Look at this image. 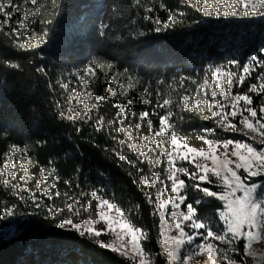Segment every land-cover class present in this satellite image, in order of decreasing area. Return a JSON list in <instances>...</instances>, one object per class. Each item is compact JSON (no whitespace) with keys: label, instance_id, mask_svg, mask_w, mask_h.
I'll use <instances>...</instances> for the list:
<instances>
[{"label":"trees","instance_id":"16d2710c","mask_svg":"<svg viewBox=\"0 0 264 264\" xmlns=\"http://www.w3.org/2000/svg\"><path fill=\"white\" fill-rule=\"evenodd\" d=\"M39 2L44 7L41 13L34 14L30 34L43 32L41 21L55 17L59 0ZM13 4L19 5L20 11L13 15L10 24L18 27L17 21L32 6L30 0H13ZM201 5L202 0L201 3L197 0H65L62 17L48 25V42L37 49H20L18 44L36 41L25 35L16 37L12 27L0 29V83L7 85L6 89L0 88V167H5L15 145L18 152L10 165L17 172L13 183L31 189L44 205L36 209L31 199L28 202L19 199L20 195L29 197L30 193L5 186L0 174V223L10 226L13 223L6 228L9 234L0 238V264H131L118 253L102 249L74 231L57 227L60 220L69 217L75 223L85 217H97L96 201L90 195H81L93 190L127 213V218L143 230V245L156 264H167L155 208L156 186L139 184L141 176L153 180L157 171L164 172L161 164L148 163L149 157L154 160L152 153L141 160L128 147V144L138 146L144 136L151 135L147 120L141 121L139 113L145 110L151 113L158 90L164 94L161 103L163 99L175 100L184 94L210 101L215 84L211 71L228 65L232 59L242 64L261 46L260 38L264 34V25L251 20L213 22L197 10ZM103 13L120 19H114L109 38L101 42L95 25ZM145 15L151 19L145 20ZM169 15L176 18L175 26L156 32L158 26L163 28L156 21H167ZM82 16H86L79 27L82 34L69 37L66 27ZM0 22H3L2 13ZM125 24L131 27L125 29ZM240 36L244 39L238 44L236 37ZM93 57L96 58L92 65L94 77L83 71ZM12 64L18 67L13 68ZM41 67L44 72H37ZM205 68H209L207 73ZM181 77H185L183 84ZM160 80L164 83L158 87ZM237 91L245 89L234 88L231 95ZM112 92L117 95L113 97ZM98 95L107 99L97 103ZM76 96H82L90 104L87 116L75 123L62 120L60 112L67 116L85 111ZM216 99L227 102L219 95ZM129 102L128 118L121 124L116 113ZM203 114L210 112L205 109ZM152 119L158 128V118ZM173 122L175 130L190 137L195 147H206L196 138L202 129L216 127L213 121L203 120L199 111L176 109ZM137 123L141 124L139 131L135 130ZM121 127L131 131L134 138L128 140L125 133L116 131ZM209 138L223 140L228 135L216 127V133ZM121 140L125 144L121 145ZM119 155H125L133 163L121 161ZM21 158L28 165L26 170L21 167ZM41 170L45 177L39 175ZM20 176L29 178L26 184ZM56 177L59 180L51 190L53 198L41 195L37 181L47 188ZM188 195L189 202L201 198L191 189ZM150 198L153 203H149ZM89 201L90 210L76 215L67 207L73 204L75 209H80ZM6 207L14 208V212L6 214ZM50 207L63 211L53 217L47 211ZM219 207L220 203L213 199L198 209L199 217L211 223L214 231L223 230L216 215ZM240 248L242 251L243 244Z\"/></svg>","mask_w":264,"mask_h":264},{"label":"snow or ice","instance_id":"6c2138e0","mask_svg":"<svg viewBox=\"0 0 264 264\" xmlns=\"http://www.w3.org/2000/svg\"><path fill=\"white\" fill-rule=\"evenodd\" d=\"M56 3V0H53ZM65 0H59L56 4L57 11L53 19L42 20L44 30L41 34H30L29 29L35 23L34 14L42 11L43 5L39 0H30L31 9L26 11L24 16L17 21L18 27L11 25L10 21L13 15L20 11V6L13 4V0H0V13L3 14V22H0V29L5 26L12 27L16 37L22 35L29 36L30 40L36 43L18 44L20 49H37L48 42L50 30L48 25L59 19L64 14L63 7ZM201 3V0H197ZM203 6L198 8L205 18L220 17H239V18H259L264 21V0H224L222 4H216L215 10L211 0H202ZM115 11V9H112ZM86 16L79 18L66 27V34L70 37L74 34H82L79 31L80 25L83 24ZM120 17L109 16L103 13L99 16V22L95 25L97 28V36L101 42L109 38L112 24ZM145 20H150V15L144 16ZM176 18L169 15L167 21H156L158 25L156 32L166 30L168 27H174ZM130 24H125L124 28H130ZM244 37H236L237 43H242ZM261 47L257 54H253L248 58V62L244 63L239 74L232 71H223V65L216 67L211 71V77L215 81L211 90V101H202L201 99L190 97L187 94L179 96L177 99L166 98L160 102L163 93L157 91V103L153 106L151 113L147 110L139 113L140 120H147L150 136L143 137V144H154L155 148H149V152L159 149V154L155 160L150 157L148 163L159 165L162 163L161 157L166 158L168 167L165 169L169 175L166 180L160 181L157 178L152 180L141 176L139 184L152 187L156 186V208L159 212V219L163 224L161 235L162 250L164 256L168 260V264H188L189 259L193 255L207 253L212 260V264H248L249 258L259 260L251 248L253 241L259 242L264 239V182L257 184L252 183L254 178H261L264 181V71L255 76L258 83H252L248 86L247 91H237L235 95H231L234 88L242 87L246 80L252 77L257 69H264V59H260V54H264V34L261 35ZM95 57L88 61V65L83 71L86 75L95 76V70L92 67ZM240 67L238 60L232 59L228 61V67ZM13 68L18 67L16 64L11 65ZM127 71V69H125ZM205 73L209 68H205ZM37 72H44V68H38ZM226 76L225 82L221 77ZM185 77H181V83ZM71 82V81H69ZM164 81L160 80L159 84ZM67 88V85H63ZM111 87V85H109ZM0 88H7V85L0 83ZM219 90V91H217ZM147 92L148 90L145 89ZM207 92V90H206ZM151 95V93H148ZM261 97L259 107L253 106V95ZM92 94L89 93V96ZM116 92H112L115 97ZM225 97L227 102L218 101L217 96ZM81 104L84 105V112L77 111L74 115L65 116L64 112H60V118L67 119L75 123L77 120H84L90 109L88 101L82 96H76ZM107 99L105 96H96L97 103ZM182 105V108H181ZM128 105L120 107L116 113L117 120L122 124L128 118ZM182 111H199L203 120H211L216 127L226 133H240L245 139H210L209 136L216 133V127L205 128L197 135V139L203 142L204 146L195 147L191 145V138L180 135L175 129L173 122L175 110ZM205 109L210 115L203 114ZM164 111L165 115L159 112ZM135 115V114H133ZM157 117L159 121L158 128L153 124L152 117ZM238 119L239 125L234 123ZM242 126V127H240ZM141 124L135 125V130L139 131ZM79 130V129H78ZM119 133H125L128 140L134 137L132 132L126 128L116 129ZM170 133V139L168 135ZM251 133L252 135H249ZM182 141V148H177V141ZM121 145L125 144L124 140L119 141ZM170 145V149L168 147ZM130 151L137 153L139 159H143L145 152H137L136 144H128ZM18 148L14 145L12 155L7 157L5 167H0V174H3L5 186H10L14 191L30 193L29 197L23 195L19 199L28 202L31 199L36 209L44 207L39 200L35 198V193L29 188H21L19 184H14L13 180L17 178V172L12 166ZM121 161H127L125 155H119ZM185 162L191 167L184 166ZM210 162V163H209ZM21 167L27 169L28 165L21 158ZM41 177H45V173L41 170ZM184 177V178H182ZM186 178V179H185ZM20 180L27 182L26 176H20ZM59 177L47 188L43 187L40 181H37V188L40 189L41 195L52 199L51 190L56 187ZM167 181H170L171 191L168 192ZM67 183V182H66ZM163 184L164 186H160ZM208 185V186H205ZM189 189L194 193H199V199L189 202ZM218 189V190H213ZM59 196V192L56 193ZM82 196L90 195L96 201L97 219H86L83 224L73 222L71 217L62 219L58 222L57 227L61 230L74 231L80 238H87L93 241L95 245L105 250H111L118 253L121 257L126 258L131 264H156L153 255L146 250L143 245L144 233L139 227H136L125 213L116 203L110 199L98 195L97 190L91 191L89 194L81 193ZM166 195V199L162 196ZM149 196L151 194L149 193ZM215 200L220 203L221 207L216 209L218 221L222 223V231H214L211 223L199 217V206ZM149 203H153L151 198ZM91 201L87 206L75 209L73 204L67 207L74 215L81 211L90 210ZM171 209L169 212L168 209ZM6 214H12L14 208H4ZM48 213L55 217L63 210L58 208H48ZM102 222V223H101ZM111 234L114 239L105 242L101 239L102 235ZM199 241V243H197ZM218 242V243H217ZM243 244L241 251L240 245ZM226 245V247H225ZM190 251L185 254V248ZM234 257H239L235 259Z\"/></svg>","mask_w":264,"mask_h":264},{"label":"rangeland","instance_id":"374dc122","mask_svg":"<svg viewBox=\"0 0 264 264\" xmlns=\"http://www.w3.org/2000/svg\"><path fill=\"white\" fill-rule=\"evenodd\" d=\"M224 2V0H217V1H211V3H212V6H213V10H215V5L216 4H222ZM203 6V3H202V5H201V7ZM218 19H221V20H223V21H225V22H228V23H231L230 21H232V22H234V23H249L250 22V20L252 21V22H254L255 24H261V25H264V21H262V20H260L259 18H239V17H235V18H233V17H229V18H225V17H223V16H220V17H211L210 18V20H212L213 22L214 21H218ZM253 28H254V26H253ZM262 46V45H261ZM260 46V47H261ZM258 49H259V47L257 48V50L255 51V53L254 54H257L258 53ZM253 55V54H252ZM251 56V55H250ZM259 58L260 59H264V54H260V56H259ZM246 62H248V58L244 61V62H242V64L240 63V67L238 68V67H236V66H232V67H228V65H226V66H224L223 67V71H232V72H234V73H237V74H239L240 73V71H241V69H242V67H243V65H244V63H246ZM215 69H213V71H214ZM261 71H264V69H257L256 71H254L253 72V74H252V77H250L249 79H247L246 80V82H245V84L242 86V87H238V88H244L245 89V91H247V89H248V86L250 85V84H252V83H258V81H256L255 80V76H257V75H259V73L261 72ZM221 79H222V81H224L225 82V86H226V80H227V78H226V76H224V77H221ZM245 91H243V92H245ZM235 94H233V96H234ZM253 95V100L255 99V98H257V101H255L254 100V104H253V106H255V107H259V105H260V101H261V97H258V96H256L255 94H252ZM202 101H209V100H207L206 98H203V99H201ZM211 101V100H210ZM218 101H221L222 102V100L221 99H218ZM234 123H237L238 125H239V121H238V119L236 120V121H234ZM240 127H242V126H240ZM227 135H228V139L229 138H232V139H245V137L243 136V135H241L240 133H227ZM249 135H252L251 133H249ZM168 138L170 139V135H168ZM155 148V145L154 144H151V145H147V144H143V139L138 143V147H137V151H139V152H145V153H147L148 155L150 154V153H152L153 155H154V160L156 159V157H157V155L159 154V149H156L155 151H151V152H149V148ZM168 147H169V149H170V145H168ZM177 148L178 149H180V148H182V141H180V140H178L177 141ZM161 159H162V163H161V167H162V169H163V174H161L159 171H157L156 172V175H154V179L153 180H155L156 178H157V174H158V176H159V179H160V181H164V180H166V178H167V176L169 175V173H167L166 171H165V169L168 167V163H167V160H166V158H164V157H161ZM210 163V162H209ZM184 166H187V167H191V165H189V164H187V162H185V164H184ZM163 176H165V178H163ZM183 178V177H182ZM262 182H264V181H262V179H260L259 181H257V182H253L252 181V183H257V184H260V183H262ZM160 186H164L163 184H161ZM167 189H168V192L170 193V191H171V187H170V181H167ZM261 192L262 193H264V189H261ZM162 198H164V199H166L167 197H166V195L165 196H162ZM155 204H156V200H155ZM155 208H156V206H155ZM168 211L170 212L171 211V209L169 208L168 209ZM156 213H157V215H158V218H159V212H158V210H157V208H156ZM98 217H94L93 219H97ZM86 219H88L87 217H85L81 222H80V224H83V222H84V220H86ZM102 223V222H101ZM13 226V223H12V225L10 226V223L9 224H3V223H0V238L1 237H6L8 234H9V232H6V228L7 227H12ZM158 226H160V242H161V245H162V240H163V237H162V235H161V232H162V230H163V224H162V222L160 221V219H159V225ZM101 239L102 240H104L105 242H108V241H111V240H113L114 239V236L113 235H111V234H106V235H102V237H101ZM197 243H199V241H197ZM218 243V242H217ZM225 247H226V245H225ZM251 248H252V250L256 253V255L257 256H259V257H261L259 260H257V259H255V258H249L248 259V264H264V239H261V240H259V242H257V241H253L252 243H251ZM185 254L186 253H188L189 251H190V248H185ZM235 258V257H234ZM125 260H127L126 258H124ZM167 264H168V260H167ZM188 264H212V260H211V257L207 254V253H204V254H199V255H193V256H191V258L189 259V261H188Z\"/></svg>","mask_w":264,"mask_h":264}]
</instances>
